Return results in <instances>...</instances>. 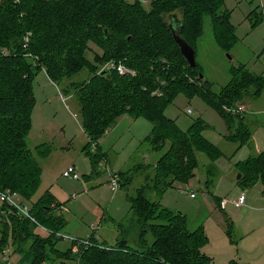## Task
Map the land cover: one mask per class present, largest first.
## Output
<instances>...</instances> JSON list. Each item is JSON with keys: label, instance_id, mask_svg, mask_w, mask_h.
Wrapping results in <instances>:
<instances>
[{"label": "trees", "instance_id": "16d2710c", "mask_svg": "<svg viewBox=\"0 0 264 264\" xmlns=\"http://www.w3.org/2000/svg\"><path fill=\"white\" fill-rule=\"evenodd\" d=\"M150 1L146 9L140 0H0V190L9 188L27 200L39 185L40 166L26 142L34 105V70L44 69L53 82L65 81L66 89L75 93L81 127L88 144H95V152L87 150L93 168L105 158L98 140L123 113L143 116L152 123L147 139L154 151L161 152L153 174L129 197L135 219L126 227L117 225L115 245L105 246L91 233L89 244L72 239L69 249L55 248L66 223L56 212L62 204L41 197L30 210L34 221L16 214L0 221V253L7 245L18 252L25 246L24 258H29V264L71 259L74 248L78 249V264H215L202 251L208 241L203 226L187 229L183 213L162 206L149 193L160 197L176 180L192 177L198 166L197 152L208 159L206 183H211L217 176L215 161L222 152L202 134L208 125L201 119L182 130L164 110L178 92L188 97L199 95L223 117L225 139L239 148L252 133L243 111L230 112L224 107L243 104L246 110L244 99L262 93L264 78L238 64L229 69L228 82L216 92L203 75L200 77L197 62L190 67L180 53L169 26L172 20L176 21V33L194 51L205 15L220 47L227 51L235 43L234 26L229 12L221 9L222 0ZM89 43L101 49L92 60L87 56ZM111 60L121 62L134 74L104 68ZM82 70L88 76L70 79ZM35 151L44 157L49 146L37 145ZM237 169L239 181L245 185L264 181V151L239 162ZM118 178L126 179L123 172H118ZM4 207L2 204L0 211ZM38 226L47 233H36ZM227 226L229 235L230 224ZM50 253L54 260L48 258Z\"/></svg>", "mask_w": 264, "mask_h": 264}, {"label": "rangeland", "instance_id": "374dc122", "mask_svg": "<svg viewBox=\"0 0 264 264\" xmlns=\"http://www.w3.org/2000/svg\"><path fill=\"white\" fill-rule=\"evenodd\" d=\"M222 1L221 9L229 12L234 26L235 43L227 51L219 46L208 15L203 17V31L195 42V61L202 70L203 80L209 81L216 92L228 82L229 69L238 64H244L264 78V0ZM141 2L144 8H150V0ZM255 11L260 14L253 16ZM95 54H101L100 47L89 43L87 56L92 60ZM86 76L87 71L82 70L70 79L78 81ZM65 85V81L53 82L44 69L34 70L31 79L34 105L26 142L41 173L37 189L29 199L22 198L23 204L30 211L41 197L61 202L62 208L56 212L66 223L54 246L61 251L71 247L72 239H87L94 232L100 243L113 246L119 239L117 225L122 223L126 227L135 219L129 197L136 194L147 175L153 174V165L161 152L154 151L147 139L152 123L143 116L134 118L123 113L98 140L105 158L93 168L87 150L95 152V144H88L89 139L80 124L76 95ZM244 103L247 109L243 115L252 134L237 148L236 143L225 139L226 124L215 108L199 95L188 97L178 92L164 113L182 130L197 119L208 125L202 134L222 152L215 161L217 176L206 183L208 159L204 153L197 152L198 166L192 177L187 181L176 180L160 197L149 193L150 198L158 200L162 206L183 213L187 229L203 226L208 241L202 251L213 256L215 264H226L230 260H236L237 264H264V181L259 179L249 186L237 178V164L264 151V90L257 97H246ZM40 144L49 146V153L44 157L35 151ZM71 165L78 179L63 175ZM118 172H123L129 181L120 178V186L113 192L109 187L110 175L118 176ZM239 195H244L245 201L243 206L236 207L232 200ZM217 197L226 200L224 208L220 207ZM4 218L7 214L0 211V221ZM35 232L47 233L39 226ZM148 240H152L151 235ZM24 248L18 252L7 245L5 253H0V264H29V258H24L27 247ZM77 251L74 248L73 258H57L53 264H78ZM48 258L56 257L50 253Z\"/></svg>", "mask_w": 264, "mask_h": 264}, {"label": "built area", "instance_id": "2783aa9c", "mask_svg": "<svg viewBox=\"0 0 264 264\" xmlns=\"http://www.w3.org/2000/svg\"><path fill=\"white\" fill-rule=\"evenodd\" d=\"M27 40H28V35L25 36L24 46L26 45ZM103 67L116 69L120 74H124V73L134 74L132 70L125 67L121 62H115L113 60L105 63ZM224 108L230 112H233V111L240 112V111L245 110V106L243 104H239L235 108H230V107H224ZM63 175L71 177L73 179L79 178V175H77V173L75 172V167L73 165L67 167V169L63 171ZM109 181H110L109 182L110 189L113 192H115L120 186L118 176L116 174L110 175ZM190 195L192 196L193 193H191ZM0 201L2 202V204L5 205V207L1 210L2 213H5L7 215L16 214L22 217L29 218L30 220L34 221V218L31 216L30 211H27L25 205L23 204L21 195L17 191L11 190L9 188L0 190ZM244 201H245L244 195H239L236 199L232 200V204L236 207H241L244 205ZM219 205L220 207L224 208L226 205V200L220 199ZM91 228L94 230L93 226H91ZM93 234L96 236L95 232ZM77 242L81 244L90 243L88 239H77ZM4 253H5V250L3 254Z\"/></svg>", "mask_w": 264, "mask_h": 264}, {"label": "water", "instance_id": "95a60500", "mask_svg": "<svg viewBox=\"0 0 264 264\" xmlns=\"http://www.w3.org/2000/svg\"><path fill=\"white\" fill-rule=\"evenodd\" d=\"M175 22H176L175 20H172L169 24V26L171 27L173 38L179 47L180 53L185 58L188 65L190 67H194L195 66V51L192 46H190L182 37H180L176 33L175 27H173L176 24ZM200 77H202V74L200 75ZM237 178H239V174L237 175Z\"/></svg>", "mask_w": 264, "mask_h": 264}, {"label": "crops", "instance_id": "0c3cea01", "mask_svg": "<svg viewBox=\"0 0 264 264\" xmlns=\"http://www.w3.org/2000/svg\"><path fill=\"white\" fill-rule=\"evenodd\" d=\"M100 163H102V162H100ZM59 202V201H58ZM61 203V202H60ZM61 208H62V205H61ZM210 257H212V259H214V257L213 256H211V255H209Z\"/></svg>", "mask_w": 264, "mask_h": 264}]
</instances>
